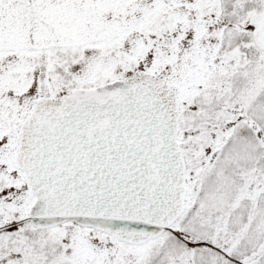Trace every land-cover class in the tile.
<instances>
[{
  "label": "rangeland",
  "instance_id": "obj_1",
  "mask_svg": "<svg viewBox=\"0 0 264 264\" xmlns=\"http://www.w3.org/2000/svg\"><path fill=\"white\" fill-rule=\"evenodd\" d=\"M264 0H0V264H262ZM142 80L178 121L185 212L141 246L74 223L38 230L21 162L34 115Z\"/></svg>",
  "mask_w": 264,
  "mask_h": 264
},
{
  "label": "water",
  "instance_id": "obj_2",
  "mask_svg": "<svg viewBox=\"0 0 264 264\" xmlns=\"http://www.w3.org/2000/svg\"><path fill=\"white\" fill-rule=\"evenodd\" d=\"M253 24L264 45V10ZM178 128L141 80L75 90L38 112L21 163L33 227L74 223L134 246L161 237L185 211Z\"/></svg>",
  "mask_w": 264,
  "mask_h": 264
},
{
  "label": "trees",
  "instance_id": "obj_3",
  "mask_svg": "<svg viewBox=\"0 0 264 264\" xmlns=\"http://www.w3.org/2000/svg\"><path fill=\"white\" fill-rule=\"evenodd\" d=\"M19 1L22 4H27V0H11V2Z\"/></svg>",
  "mask_w": 264,
  "mask_h": 264
}]
</instances>
